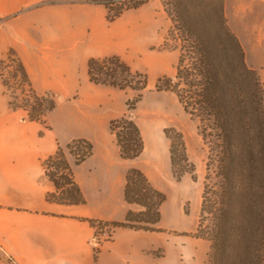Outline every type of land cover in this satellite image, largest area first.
Here are the masks:
<instances>
[{"label": "crops", "instance_id": "crops-1", "mask_svg": "<svg viewBox=\"0 0 264 264\" xmlns=\"http://www.w3.org/2000/svg\"><path fill=\"white\" fill-rule=\"evenodd\" d=\"M262 2H223L227 24L245 58L264 51ZM0 19V59L14 49L34 88L56 98L44 122L30 121L22 110L9 107L0 82L1 252L14 264H207L209 242L186 235L197 228L201 201L191 204L186 214L183 205L191 200L193 181L187 174L176 181L171 174L170 142L163 132L173 127L169 108L156 104L153 117L135 120L144 149L137 158L124 160L108 124L125 113L133 90L96 85L87 74L89 58L117 55L130 67L146 64L148 85L152 84L154 69H164L162 60L174 55L161 49L171 26L161 1L149 0L108 22L105 8L88 0H0ZM77 138L92 144L91 155L72 166L85 202L48 201L53 186L44 174L43 160L58 145ZM193 163L198 182L202 164ZM131 167L140 169L167 196L157 224L161 231L115 228L111 238L100 243L95 259V229L87 220L120 222L129 208L138 209L123 198ZM0 264H6L1 256Z\"/></svg>", "mask_w": 264, "mask_h": 264}, {"label": "trees", "instance_id": "trees-1", "mask_svg": "<svg viewBox=\"0 0 264 264\" xmlns=\"http://www.w3.org/2000/svg\"><path fill=\"white\" fill-rule=\"evenodd\" d=\"M106 10L112 22L130 9L149 0H88ZM264 1V0H263ZM224 0H162L171 26L161 49L177 52L174 75L157 78L154 90L172 93L182 110L197 121V134L208 147L207 170L216 163L219 174V205L208 198L204 184L200 215L195 232L186 234L206 238L201 220L211 214L215 220L209 232V264L264 263V87L257 71L245 60L244 49L229 28ZM1 21V19H0ZM7 67L9 79L3 77ZM89 81L119 90L131 89L135 95L125 101V113L109 121L119 155L124 160L137 158L144 149L140 128L133 111L148 86L146 73L132 70L119 56L91 57L87 62ZM0 82L11 109H20L30 121L44 122L56 106L55 95L37 91L16 53L10 48L0 59ZM45 129L49 126L45 125ZM170 142L171 173L176 181L185 174L196 180L182 132L164 129ZM43 131L40 132L42 134ZM92 153V144L77 138L64 147L58 145L43 160L44 174L53 186L46 199L59 204H81L85 198L74 180L73 165ZM68 155L73 157L69 162ZM208 176H206V179ZM124 201L129 206L125 219L117 222L87 220L94 227L110 226L131 230L161 231L157 224L160 207L167 199L154 188L147 176L131 167L125 176ZM102 242L96 239L94 258ZM6 264H14L8 258Z\"/></svg>", "mask_w": 264, "mask_h": 264}, {"label": "rangeland", "instance_id": "rangeland-1", "mask_svg": "<svg viewBox=\"0 0 264 264\" xmlns=\"http://www.w3.org/2000/svg\"><path fill=\"white\" fill-rule=\"evenodd\" d=\"M162 2V0H160ZM162 4V3H161ZM264 7V2L261 3ZM258 9H262V6L257 5ZM171 23H169L170 25ZM177 60V52L174 51V55L172 58L169 60H162L165 61L166 66L164 69H154V77L155 80L154 82L150 85H148L147 90L144 92L142 100L136 105L135 110L133 111L134 117H136V121L138 120H145L146 118L153 117V115L156 113L154 110V105L159 104V105H165L166 108H169L171 115V121L173 123V127H175L178 131L186 132V139L188 140V143L190 145L189 148V159L191 162L196 161L197 165L202 164V171H198L199 175V181L197 182V169L195 165V173L197 179L193 182H190V189H191V200H187L184 202L183 205V210L186 214L189 213L191 209V204H193L196 200H198L199 204L200 201H202V192L204 189V184L206 183L208 185V198H212L215 200L214 206L219 205V174H218V169L216 167V163H213L210 166V170H207L206 168V162H207V157H208V147L207 145L202 142L201 137L197 134L196 131V125L197 121L194 119H191L181 108L179 103L177 102L176 97L170 93V92H158L154 90V85L157 80V78L166 75V76H173L175 69L174 66L176 64ZM247 64L254 68L258 75L261 78L263 87H264V51L260 53H255L252 52L248 54V56L245 58ZM132 69L138 70L141 72H144L147 74L148 79H149V74H148V69L146 64H133ZM8 68L5 67L3 68V77L5 79L10 78V74L8 73ZM135 95V92H132L133 97ZM146 95V96H145ZM145 96V98H144ZM129 97V98H131ZM128 99V98H127ZM21 111V110H20ZM24 114V117L26 118V113L22 111ZM184 135V134H183ZM69 159L73 160V157L68 155ZM172 174V173H171ZM189 177H191L189 174H187ZM206 176L208 178L206 179ZM173 177V176H172ZM192 179V178H191ZM197 182V183H196ZM201 206L199 205V209ZM199 215L200 211L198 213V221H199ZM202 224V232L205 235V239L209 242L210 241L207 239L209 236L210 230L213 228L215 224V220L211 214H204L201 220ZM177 234V232H174ZM209 254V251H208ZM0 256L3 257V259L6 261L8 258L1 252L0 250ZM207 264H209V257L207 256ZM264 264V263H263Z\"/></svg>", "mask_w": 264, "mask_h": 264}, {"label": "built area", "instance_id": "built-area-1", "mask_svg": "<svg viewBox=\"0 0 264 264\" xmlns=\"http://www.w3.org/2000/svg\"><path fill=\"white\" fill-rule=\"evenodd\" d=\"M97 227V233L96 236L93 237V241L96 243V239H100V240H108L111 238L112 236V229L110 228V226H104L102 229Z\"/></svg>", "mask_w": 264, "mask_h": 264}]
</instances>
